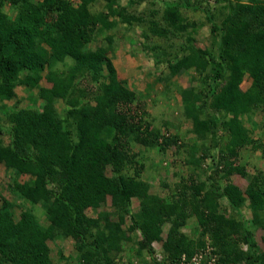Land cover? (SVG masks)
<instances>
[{
  "label": "trees",
  "instance_id": "trees-1",
  "mask_svg": "<svg viewBox=\"0 0 264 264\" xmlns=\"http://www.w3.org/2000/svg\"><path fill=\"white\" fill-rule=\"evenodd\" d=\"M141 1L129 0L128 9L120 0H0V165L13 172L8 188L28 205L0 204V264H118L124 246L134 243L141 264H170L194 255L206 238L222 264L258 261L248 223L221 213L220 201L238 215L248 206L253 226L264 230V169L244 190L231 182L222 187L219 179L249 177L240 163L247 148L264 159V143L245 124L264 116V0H215L226 9L218 22L204 0H151L157 11L142 13L135 10ZM184 12L206 16L205 48ZM136 28L144 39L137 45L159 54L155 66L166 70L158 81L168 90L176 77L194 74L196 85L180 91L182 121L191 125L187 142L162 134L142 94L119 78L112 53L120 33ZM18 88L27 91L24 100ZM134 147L163 155L176 148L189 176L177 174L178 184H165L168 195L160 196L145 178L151 157L133 155ZM109 201L113 211H101ZM191 221L195 237L184 232ZM68 239L76 257L61 252L53 260L50 243Z\"/></svg>",
  "mask_w": 264,
  "mask_h": 264
},
{
  "label": "rangeland",
  "instance_id": "rangeland-1",
  "mask_svg": "<svg viewBox=\"0 0 264 264\" xmlns=\"http://www.w3.org/2000/svg\"><path fill=\"white\" fill-rule=\"evenodd\" d=\"M165 2L168 1H175V0H163ZM151 0H144L141 1L139 6H135L136 11L145 12L146 10L157 11V8L151 5ZM205 5L213 6V10L217 12V22L219 18L223 17V14H226L225 6L223 7H216L215 0H204ZM120 6L123 8L130 9V2L129 0H120ZM9 6L6 7L8 9ZM217 8V9H216ZM8 13L11 15L12 18L14 17V13L8 9ZM131 11V10H130ZM223 11H225L223 13ZM189 13V14H188ZM184 12L183 17L185 18L188 16L189 21L196 22L198 29L196 32L197 36V46L200 48H205L207 45V39L210 37V23L208 22L206 16L202 13H196L195 15L190 12ZM161 16V14H160ZM165 20V19H164ZM164 23V22H162ZM165 26L170 27L167 22L164 23ZM120 28L126 30V26L119 25ZM171 28V27H170ZM194 29L190 27L187 33L192 34ZM103 38V36H102ZM186 36L182 39L185 40ZM141 41L144 42L142 37V30L140 28H136L135 32L131 31L130 33L122 31L118 36V43L116 44V49L112 53L113 62L118 69L119 78L122 80H127L130 88L135 89L138 93H141L147 105V111L149 112L150 120L153 119L155 125L162 127V134L170 133L178 134L179 137L183 140H186L188 136V130H190L191 125L190 123H183L182 121V99L180 95V91L185 88H189L194 84L192 81V74L186 73L182 76H178L172 80L170 85V90L168 87L165 86L162 82L158 81V77L160 74H164L165 67L155 66V59H157V52L145 51L142 49V46L137 45V43ZM179 41V40H176ZM156 42H162L163 44L165 41L163 40H156ZM94 45L91 46L93 48ZM157 55V56H156ZM194 75V74H193ZM45 81L42 82V85H45ZM251 81L249 78L245 79V82L242 85V89L247 91L250 88ZM19 99L24 100L28 93L25 88H18L17 90ZM35 94V93H34ZM170 96V97H169ZM14 102H10L8 105L12 106ZM59 110L64 113L65 106L63 103L58 102L57 104ZM165 109V111H164ZM251 121L253 122L254 127L250 125ZM264 123V116L262 114H255L252 119H245V124L251 128V132L253 134L252 138L254 140H259L264 143V133L261 131V125ZM222 133V132H221ZM132 154L139 153L140 158L151 157L150 160V168L145 177L147 181L151 179L152 181V191L157 192L160 196L166 197L168 195L166 188L169 187L168 190L174 189V187L178 184L180 179L178 178L177 174H181L185 178L189 176L187 173V166L185 164L186 157L182 153L176 154V148L170 149L166 155L160 154L157 151H153L150 153H146L144 149L139 148H132ZM177 155V157L174 156ZM200 156V154H198ZM212 155L215 158L218 157V150L213 151ZM242 160L240 163L246 164L247 170L249 173L248 178H243L239 174H233L226 179H219L220 186L224 187L228 182L238 185L243 190L247 187L249 179L257 173L258 170L264 169V159L262 158V154L259 151H254L250 148H247L242 152L241 156ZM207 166L212 164V160L206 162ZM151 165L153 167H151ZM164 166L163 168H159V166ZM210 175H204L203 179L206 180L207 177ZM13 177V172H8L5 169L4 165H0V184L2 188L0 189V204L3 201H7L16 208H20L23 210L24 207L28 205L23 204L22 199L13 194L12 190L8 188V183L10 178ZM23 180V179H22ZM166 184V186H165ZM4 188V189H3ZM220 212L226 214L229 218L235 217L236 219H243L245 222L248 223L249 229L253 234V238L257 244V254H258V261L256 264H264V242L262 240L264 236V230L258 229L253 226V219L254 215L252 210L246 206L242 209L241 215H238L229 204L225 200L220 201ZM139 207V202L134 200L132 211L136 212ZM29 208V207H28ZM101 211H113L110 206V201L103 206ZM264 212V211H263ZM90 216L96 217V211H89ZM194 220V219H193ZM128 225L126 226V228ZM196 224L195 222L191 221L187 227L184 228V232L189 234L190 236H196L195 232ZM164 237H166V230L164 233ZM74 241L72 239H68L66 243L64 241L59 240L55 243H50V247L52 249V258L55 261L59 260L60 253L62 252L65 256H70L75 258V250L73 248ZM162 245L161 243H159ZM65 246V247H64ZM241 249L243 251H247L248 247L245 244H240ZM130 248H137V244H130L124 246V250L122 252V257L116 259L118 264H133L131 261H134V264H141L139 259H135V251L130 250ZM68 264H78L77 259H74L72 262H68ZM231 264H246L245 261H239L238 263H231Z\"/></svg>",
  "mask_w": 264,
  "mask_h": 264
},
{
  "label": "built area",
  "instance_id": "built-area-1",
  "mask_svg": "<svg viewBox=\"0 0 264 264\" xmlns=\"http://www.w3.org/2000/svg\"><path fill=\"white\" fill-rule=\"evenodd\" d=\"M210 242V239L206 238L205 246L198 250L194 255L189 257L187 254H183L179 260L170 264H222L219 256L214 253V248ZM153 246L156 249L155 258L157 262L162 263L165 258L162 245L155 242Z\"/></svg>",
  "mask_w": 264,
  "mask_h": 264
}]
</instances>
